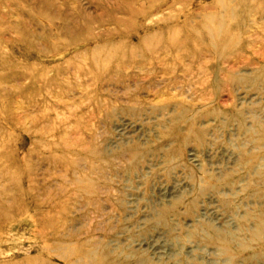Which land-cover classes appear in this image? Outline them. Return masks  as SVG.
I'll list each match as a JSON object with an SVG mask.
<instances>
[{
    "label": "rangeland",
    "instance_id": "374dc122",
    "mask_svg": "<svg viewBox=\"0 0 264 264\" xmlns=\"http://www.w3.org/2000/svg\"><path fill=\"white\" fill-rule=\"evenodd\" d=\"M0 264H264V0H0Z\"/></svg>",
    "mask_w": 264,
    "mask_h": 264
},
{
    "label": "bare ground",
    "instance_id": "6f19581e",
    "mask_svg": "<svg viewBox=\"0 0 264 264\" xmlns=\"http://www.w3.org/2000/svg\"><path fill=\"white\" fill-rule=\"evenodd\" d=\"M39 263V262H38Z\"/></svg>",
    "mask_w": 264,
    "mask_h": 264
}]
</instances>
